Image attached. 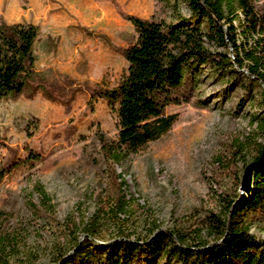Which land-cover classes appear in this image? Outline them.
<instances>
[{
	"label": "rangeland",
	"instance_id": "374dc122",
	"mask_svg": "<svg viewBox=\"0 0 264 264\" xmlns=\"http://www.w3.org/2000/svg\"><path fill=\"white\" fill-rule=\"evenodd\" d=\"M171 1L0 0V18L38 26L36 69L56 97L28 88L0 99V240L12 242L5 251L0 242V264H54L76 236L80 245L101 248L117 235L109 209L119 182L130 204L123 228L131 237L149 235L154 225L195 228L207 212H220L225 193L240 192L252 153L229 172L217 159L238 141L264 144L254 122L264 111V85L246 68H203L186 97L167 106L177 114L172 129L138 154L111 166L101 150L99 135L116 139L118 118L93 90L101 82L113 88L127 71L123 51L136 38L128 16L169 18ZM220 50L233 54L231 47ZM29 149L43 159L9 167ZM95 219L100 230L90 239L82 229ZM252 231L264 236L256 224Z\"/></svg>",
	"mask_w": 264,
	"mask_h": 264
},
{
	"label": "trees",
	"instance_id": "16d2710c",
	"mask_svg": "<svg viewBox=\"0 0 264 264\" xmlns=\"http://www.w3.org/2000/svg\"><path fill=\"white\" fill-rule=\"evenodd\" d=\"M167 5L169 18L128 16L136 38L123 51L127 71L113 88L101 82L93 90L94 98L105 99L118 118L116 139L99 135L101 150L111 166L138 154L172 129L177 114L168 113L167 106L186 97L203 68L225 73L246 68L264 85V1L172 0ZM38 37L37 25L0 18V99L28 88L42 89L49 98H56L36 69ZM226 47H231L232 55L220 50ZM254 122L264 135V111ZM263 148L264 144L238 141L217 160L229 172L244 154L252 153L258 159ZM28 151L9 167L33 166L43 159L40 153ZM236 179L239 187L237 172ZM123 185L117 184L109 209L111 218L117 220V235L98 249L80 245L76 236L68 250H59L54 264H158L160 260L162 264H264V236L252 231L256 224L264 232V164L253 171L245 194L237 190L225 193L220 212H207L197 227L174 231L154 225L143 237H131L123 228L130 209ZM37 190L42 204L48 205L45 190L41 186ZM99 225L100 220L95 219L82 232L94 239ZM0 242L4 251L12 245L6 237Z\"/></svg>",
	"mask_w": 264,
	"mask_h": 264
},
{
	"label": "water",
	"instance_id": "95a60500",
	"mask_svg": "<svg viewBox=\"0 0 264 264\" xmlns=\"http://www.w3.org/2000/svg\"><path fill=\"white\" fill-rule=\"evenodd\" d=\"M262 164H264V148L262 150L260 157L256 160L251 161L245 167L243 177L241 180V186H240L241 195L245 194L249 190L252 181L253 171L255 169H258Z\"/></svg>",
	"mask_w": 264,
	"mask_h": 264
}]
</instances>
